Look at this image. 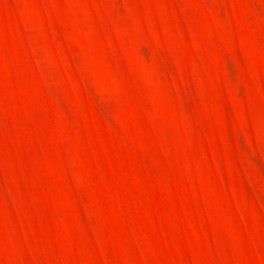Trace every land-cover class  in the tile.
<instances>
[{
  "label": "rangeland",
  "instance_id": "1",
  "mask_svg": "<svg viewBox=\"0 0 264 264\" xmlns=\"http://www.w3.org/2000/svg\"><path fill=\"white\" fill-rule=\"evenodd\" d=\"M0 264H264V0H0Z\"/></svg>",
  "mask_w": 264,
  "mask_h": 264
}]
</instances>
